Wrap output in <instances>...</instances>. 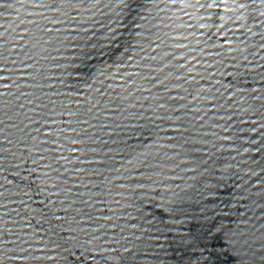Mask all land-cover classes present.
<instances>
[{
  "label": "water",
  "instance_id": "obj_1",
  "mask_svg": "<svg viewBox=\"0 0 264 264\" xmlns=\"http://www.w3.org/2000/svg\"><path fill=\"white\" fill-rule=\"evenodd\" d=\"M0 264H264V0H0Z\"/></svg>",
  "mask_w": 264,
  "mask_h": 264
}]
</instances>
